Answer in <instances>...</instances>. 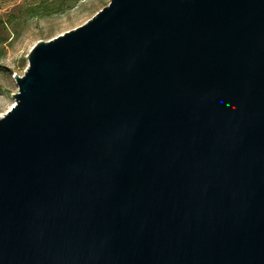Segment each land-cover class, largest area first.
I'll use <instances>...</instances> for the list:
<instances>
[{"label": "water", "instance_id": "1", "mask_svg": "<svg viewBox=\"0 0 264 264\" xmlns=\"http://www.w3.org/2000/svg\"><path fill=\"white\" fill-rule=\"evenodd\" d=\"M13 80L0 264H264V0H110Z\"/></svg>", "mask_w": 264, "mask_h": 264}, {"label": "rangeland", "instance_id": "2", "mask_svg": "<svg viewBox=\"0 0 264 264\" xmlns=\"http://www.w3.org/2000/svg\"><path fill=\"white\" fill-rule=\"evenodd\" d=\"M109 1L0 0V118L14 105L13 77L25 72L33 46L85 24Z\"/></svg>", "mask_w": 264, "mask_h": 264}, {"label": "trees", "instance_id": "3", "mask_svg": "<svg viewBox=\"0 0 264 264\" xmlns=\"http://www.w3.org/2000/svg\"><path fill=\"white\" fill-rule=\"evenodd\" d=\"M37 11H38V9H34V14H38Z\"/></svg>", "mask_w": 264, "mask_h": 264}]
</instances>
